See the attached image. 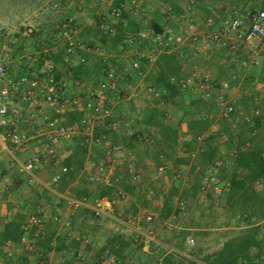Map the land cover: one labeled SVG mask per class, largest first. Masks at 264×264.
Instances as JSON below:
<instances>
[{
  "label": "crops",
  "instance_id": "0c3cea01",
  "mask_svg": "<svg viewBox=\"0 0 264 264\" xmlns=\"http://www.w3.org/2000/svg\"><path fill=\"white\" fill-rule=\"evenodd\" d=\"M30 1H32V3H34V1H42V5L34 6L33 10L30 12L33 17H37L46 9H49V7L51 8L52 3L56 2L58 4H63V1L66 0ZM115 1L116 0H72L71 2L73 4H80L81 10L79 12L75 11L73 4H69L62 9L65 16L74 15L77 17V20L86 25V29L92 34L95 32L92 19V11L95 8L92 7L102 2L100 9L107 10V8L112 7ZM122 2H126L125 4L132 9L140 8L141 10L142 8V13L139 12L137 15L133 14L134 16L131 17L133 18L134 29L131 31L125 30L123 36L141 27L150 28L151 23H154L158 28H165L167 26L163 19L165 13L168 10L175 13L179 12V6L181 4V0H122ZM226 2L227 0H196L195 14L197 23H201L206 19H211L217 24L221 18L228 15L237 7L234 5L237 1L230 7L227 5L229 3L226 4ZM248 7L261 8L264 7V2L261 0H252L243 8ZM218 8L221 10L219 13L215 12ZM237 8L242 7L239 6ZM30 14L27 15L29 16ZM53 18L58 21L61 20L62 17L53 14ZM214 26L211 29L212 31L215 30ZM204 29L208 30V27H205V25H198L199 31ZM28 31L30 32V30ZM44 31L38 34L39 38H43L46 43L51 44V35H48V33L44 34ZM113 44L114 43H109V41L99 40L95 46H91L90 48L91 50L96 48V51L90 52L88 50L86 52L82 50L77 53V56L83 58L85 62L81 65V68L83 69V67H85V69H87L85 74L79 76L80 79L89 81L100 78L101 63L98 68H96V65L92 67L88 64L90 63L89 56L96 58V60H98L97 62H99V59L102 61L103 57L99 56L100 53H111ZM48 49H51L49 52L53 54L57 53L56 49H52L51 47ZM250 49L252 52H258L259 58L263 55L264 47L261 48L257 46L255 48L251 47ZM58 50H61V48H58ZM97 50H101L99 51L100 53ZM89 52L96 55H89ZM186 53L184 48H179L175 53V61H177V63H195L194 67H180L179 73L174 77L192 75L194 78H205L213 84L211 87L213 96L219 93L218 85L220 83L226 79L230 80L234 90L228 93V96L226 95L224 97L235 106V116H231L229 119H222L218 115L217 108L212 105L213 103L197 100L195 93L191 90L181 91L176 87L178 93L167 101L163 99L164 106H162L161 109L156 107L154 101L150 102L145 98L143 89L146 85H151V78L156 76V70L158 69L157 59L153 66L149 69L142 70L141 76L131 82V85L138 84L140 86L138 98L130 100L126 104H115V106L112 107H116L113 112L111 109V117L114 119L121 117L122 120L128 118L133 110H137L141 119L132 125V130L138 135H141L142 138L140 140L136 139L131 141L129 137L123 135V131L121 132L120 129L119 132L109 131L107 133L111 142L119 144L123 149V153L109 154L108 147L105 145L91 147L86 150L85 159L82 163L83 166L86 161L96 163L98 160L103 159L113 167L115 175L120 176L122 189L127 193L128 198L124 203L114 207L112 215L120 214L121 220L116 221V223L113 222L110 217L94 218L86 209L81 208L68 215L71 224H73L69 232L62 229L60 225L51 223L50 219L51 216L57 214L63 216L64 206L62 197L64 196L84 197L92 202L96 194L85 182V184H83V176L78 174L72 178L71 176L66 177L60 175L58 167L55 166L44 168L37 167L34 170V174L37 179L43 183L46 180L47 183L52 176L59 174L60 179L62 178L60 183L61 186H59L60 190H56L57 186L42 188L40 186L35 187L34 185H29L27 187L25 183L21 184L20 182V180L26 182L24 177L18 176L13 167L6 164L7 161H1L8 156L5 150L0 147V167L5 171V173L0 174V181H2L0 183V232L4 224L13 222L16 218L20 219V225L26 221L27 216L31 213L38 212L41 218V224L37 227L40 234L36 241H34L33 251H27L19 242H4L0 244V247H3L11 257L0 255V264H15V260L17 259L21 260L22 264H38L39 262H43L44 264H70L71 258L68 257H73L77 252L84 253L87 261L90 259L94 261V256L98 255V253H109L108 249L111 246L110 241L112 237L115 236H119L120 241L127 244L123 250V254H129L128 259H131V257L134 259L138 258L142 264H160L164 257L170 255L174 264L178 262L186 264V259H190L191 257L189 255H181L182 257H179L180 255L177 256V254L168 250L167 247L169 246L162 240L166 235V231L162 229V226L176 225L173 224V221L177 218H182L185 221L177 225H186L188 228L190 226V229H188L189 233L186 235L187 238L195 236L194 232L196 229L193 227L194 225H203L202 229L206 235H209L211 231L214 230L210 225H217V221L215 223H211V221L218 220V215H223L221 206L227 211L229 210L228 207H231L230 204L226 202L225 189L220 195L209 193L210 196L204 199L201 198V196H203L201 194H193L191 199H187V201L189 200L192 203L196 202L199 206L203 205L206 208L203 211L204 215L212 217L207 220L204 218L202 221H199L197 218L200 212L196 211L197 208L195 210L191 207L185 209L186 204L190 205V203H187L185 200L186 196L181 193L184 187L187 188L186 183L188 178L191 177L190 175H193L197 170H204L205 175H209L213 172L217 174L220 169L213 171L210 165H212L216 159L222 158L224 160V168L222 170L226 176L223 181L227 182L229 178H239L242 175V172L238 170L233 160L234 154L237 151L256 146L264 155V95L254 90V85L257 81L264 82V68L259 67L254 69V71L242 69L234 64L233 58H244L246 56L245 53L240 51L234 53L223 51L221 49H215L210 45H206L203 52L189 62L186 60ZM86 60H88V62ZM245 80H250L251 83L247 91H242L240 86L244 84ZM163 91L165 94V90ZM240 92H242L243 95L241 98H238V93ZM150 107H154V109L157 108L156 110L159 112H157L158 115H156L155 118H160L162 125L174 133L170 145H167L166 142L161 139L160 128L156 127L151 129L146 124V121L142 120V117L143 119L148 117L146 111ZM254 108L258 109L259 116L251 124H244L242 118L249 113L250 109ZM70 120L71 118H68L64 121L69 122ZM122 120L120 122H122ZM236 124L241 127L242 125L245 126L243 129L246 131L243 133L241 129L237 128ZM192 126H195L194 130H192ZM149 128L151 129L150 131H148ZM150 136L155 139L153 143L147 141ZM78 141L79 138H75L72 142L64 144L62 151L58 150V152L61 153L62 166L63 161L70 156L73 147L77 146L79 143ZM211 149L215 150L214 157L211 161H206L203 157L205 153ZM17 157L21 160L26 159L27 152H22L18 154ZM128 164L131 165L133 170L141 169L144 171L142 179L137 185H133L129 182ZM160 165L164 166L162 174L156 171V168ZM178 169L180 171L181 169L185 170V175L181 178V181L179 179L176 180V178H180L177 174ZM175 184H180V187L178 186V193H175V190L173 193L171 192V188L174 187ZM252 185L258 199L262 200L264 203V177L254 181ZM148 189H151L153 193L150 197L145 195V191ZM219 196L225 198L224 203L220 205V207L216 205V208L212 207L208 209L207 207L211 204L209 205L210 200L206 199L210 197L217 198ZM179 198L184 200V206L182 208H179L177 205V200ZM165 203L167 204L169 215L162 218L161 215L164 213L163 209ZM236 211L238 210L236 209ZM249 211L251 212L252 210ZM146 215L151 216L150 222H144V217ZM123 218L126 219L124 220ZM123 221H128L130 225H122L121 222ZM220 225L221 226L218 228V242H222L214 250L220 248L223 243L232 239L235 236L234 234H237V231H240L241 228L249 229L256 225L260 229L257 239H259L264 246V218L259 221L257 220L256 223H246L244 226L240 225L239 227H227L221 223ZM34 230L35 228L30 229L28 238H32ZM204 240L206 246L214 245L212 241L214 240L213 237L205 238ZM45 243L46 246L49 247V250H46ZM139 245L142 246V253L140 254L137 252V247ZM63 251L67 252L66 257L62 256ZM210 252L211 251L206 253L201 252V256ZM262 252L263 253H260L258 256V259L254 260V264H264V249Z\"/></svg>",
  "mask_w": 264,
  "mask_h": 264
},
{
  "label": "built area",
  "instance_id": "2783aa9c",
  "mask_svg": "<svg viewBox=\"0 0 264 264\" xmlns=\"http://www.w3.org/2000/svg\"><path fill=\"white\" fill-rule=\"evenodd\" d=\"M71 1H63L62 6L56 2L51 4L54 13L62 17L53 25L50 46L56 49L55 54H60L59 63L48 57L51 49H43L34 53L31 58L32 62L38 64V68L19 74L20 63L18 66H12L9 59L10 52L16 47V37L0 27V147L5 150L7 160L15 173L24 177L28 185L42 188L57 185L60 175L67 172V168L61 165V153L58 150L62 151L64 143H70L75 138H79L78 145L87 150L105 145L109 154H122V147L112 143L107 132H119L120 129L123 135L130 137L134 133L132 125L141 118L137 110H133L122 122H114L110 118L111 109L116 104L114 101L118 98L125 102L137 99L140 86L131 85V82L141 76L142 70L153 66L162 54L176 58V51L184 48L187 52L186 60L189 62L203 52L206 45H210L223 51L245 53L244 58H233L234 64L242 69L254 71L259 67L264 68V51L259 58L258 52H252L250 49L264 47V7H236L217 24L211 19H206L204 25L208 30L199 31L195 14L196 0H181L179 12L168 10L165 13L163 19L167 26L161 33H155L149 27H141L134 32L126 33L115 44L113 52L103 54L99 79L89 81L75 79L72 70L84 63L83 58L77 56V53L88 50L89 46H95L101 34L106 38L107 35L113 36L114 30L105 31V22L100 18L93 25L95 32L91 34L77 17L65 16L63 13L62 8L73 4ZM125 3L121 2L117 7L109 9L107 17L113 20V23L119 22L125 26L126 21L122 14H136L137 9H132ZM73 7L77 12L81 10L80 4L74 3ZM213 26L214 31L211 30ZM178 64L181 68H186L194 67L195 63ZM170 83L181 91L191 90L197 100L213 103L220 118L229 119L235 116V106L224 97L234 90L230 80L226 79L218 85L219 93L215 96L211 90L212 82L205 78L179 76L172 77ZM254 90L264 95V82L257 81ZM143 93L145 98L150 102L154 101L159 109L164 106L162 89L146 85ZM72 115L78 116L76 121H64ZM258 116L257 108L250 109L242 118V122L251 124ZM136 138L140 140L142 137L137 134ZM147 141L152 143L151 136ZM22 152H27L26 159L21 160L17 157ZM41 166L58 167L60 175L52 176L47 183L40 182L34 170ZM222 166L224 160L218 158L214 161L212 169L216 171ZM127 170L129 182L137 185L144 171L133 170L129 164ZM156 171L162 174L164 166H158ZM78 174L83 176L85 183L95 194L105 188H111L110 196L95 195L92 202L84 197L64 196L62 197L64 214L51 216V223L60 225L69 232L71 221L68 215L81 208L86 209L94 218L110 217L119 221L120 214L113 216V209L124 203L128 195L122 189L121 178L115 175L113 167L103 159L96 163L86 161ZM227 186L228 184L221 182L213 172L204 176L199 193L220 195ZM152 194L151 189L145 191L147 197ZM177 205L182 208L184 200L179 198ZM150 221L151 216L146 215L144 222ZM40 224L41 218L38 212H34L28 215L20 226L22 235L19 243L29 252L33 251L34 241L39 237L40 231L37 227ZM121 224L130 225L128 221ZM31 228L35 230L30 239L28 232ZM193 243L192 238H187L186 245L192 246ZM167 248L170 252L182 255L173 248ZM0 255L11 257L3 247H0ZM75 258L87 261L82 252H77ZM91 263L114 264L115 260L112 256L106 255ZM15 264H22V261L17 259Z\"/></svg>",
  "mask_w": 264,
  "mask_h": 264
},
{
  "label": "trees",
  "instance_id": "16d2710c",
  "mask_svg": "<svg viewBox=\"0 0 264 264\" xmlns=\"http://www.w3.org/2000/svg\"><path fill=\"white\" fill-rule=\"evenodd\" d=\"M250 1L252 0H242V3L239 6L243 8L247 6ZM261 1L264 2V0H261ZM121 2L122 0H116L112 6L117 7ZM150 29L155 33H161L163 30L162 28H158L154 23L150 24ZM27 35L29 37L33 36V32L32 31L29 32L27 30ZM100 40L102 39L100 38ZM48 45L51 46V44H48ZM47 55L55 63L60 61L59 53L53 54L51 52H48ZM30 64L31 63H22L19 67V74H24L27 71H32L38 68L37 63L36 64L32 63L31 66H29ZM179 68L180 66L177 63V61H175L173 56L162 54L158 57V69L156 70V76L153 78L151 85L154 88L165 90L166 95L164 94L162 97V99H164L165 101L173 98L178 93L175 86L170 84L169 81L172 77L176 76L179 73ZM80 69H81V65L76 67L74 70H72L73 78L80 79L79 76L77 75ZM154 116L155 115H148V117L145 119H143L142 117V120H145L146 124L151 129L156 128V127L160 128L161 139L165 141L167 145H170V143H172V137L174 133L170 131V129L162 125L160 118L156 119L155 118L156 116L155 117ZM77 118H78L77 115H72L70 121H76ZM194 127L192 126V130H194ZM150 128L148 131L151 130ZM136 135L137 133L134 132L133 135L129 137L131 141H134L137 139ZM151 139L153 143L155 139H153L152 137ZM86 150L87 149L85 147L79 146L78 144L77 146L73 147V150H71L70 152V156H68V158H66L63 161V166L67 168V172L64 176L66 177L71 176L72 178H74L76 175H78L79 170L82 167V163L84 162V159H85V155L87 152ZM214 154H215V150L211 149L205 153L203 158L206 161H211L214 157ZM7 158L8 157H6L4 160H1V161H5V162L7 161L6 164L10 165ZM233 160L238 170L242 172V175L239 178H234V179L229 178L227 180L226 183L228 184V186L225 188L226 202L230 204L232 209H237L242 214H245V217H246L245 219L247 223H250L249 221H251V219H254V218L259 219V220L263 219L264 218V203L262 200L258 199L256 192L252 185L254 181L264 177V155L263 153L255 146V147H251L245 150L237 151L234 155ZM212 165H210L211 169H212ZM223 168L224 166H222L220 170ZM200 176H201L200 179L203 180L205 176L204 170L200 171ZM216 177L220 181H223V179L219 177L218 172H217ZM61 179H59L56 186L60 185ZM20 182L21 184L25 183L27 187L29 186L23 180H20ZM194 188H195L194 192L197 191L198 193L199 188H200L199 183H197L194 186ZM58 190H60V187H58ZM110 193H111V188H105L99 191L96 195L99 197H108L110 196ZM207 196H210V194H208ZM163 210H164L163 211L164 213L161 215V217L165 218L169 215V211H168L166 203H165V207ZM249 210H252V211L250 212ZM20 226H21L20 219L18 218H16L13 222L4 224V227L2 231L0 232V244L4 242H12V243L19 242L20 237L22 235ZM259 230L260 229L257 225L253 226L249 228L247 231H245L244 233L235 235L232 239L223 243L220 248L208 254H205L203 256H201L199 247L197 249L191 250L187 253V255H189L191 258L186 259V264H254L253 263L254 260L258 259V256L260 255V253H263L262 251L264 249L262 242L259 239H257ZM179 235L184 236V234L182 233ZM181 238L183 237L181 236ZM168 241L169 242L166 243V245H168L170 248H173L179 252L183 250V249H179L180 248L179 246L177 248L174 247L172 245V242L170 240ZM110 244L111 246L108 249L109 253L107 252V254H110V256L114 258L117 264L125 263V260H124L125 254H123V250L127 246V244L120 241L119 236L112 237ZM45 246H46V243H45ZM141 248L142 246L140 245L137 247V252L139 254L142 253ZM46 250H49V247L46 246ZM174 254H177V253H174ZM177 256L182 257L181 254H177ZM119 260L121 261V263ZM75 261H77L76 264H86V261H79L77 259ZM160 264H174V263H173L172 257L170 255H167L166 257L163 258ZM176 264H184V263L178 262Z\"/></svg>",
  "mask_w": 264,
  "mask_h": 264
},
{
  "label": "rangeland",
  "instance_id": "374dc122",
  "mask_svg": "<svg viewBox=\"0 0 264 264\" xmlns=\"http://www.w3.org/2000/svg\"><path fill=\"white\" fill-rule=\"evenodd\" d=\"M235 1H237V3H235L234 5H236L237 7H239V5L242 3V0H227L226 4L229 3L227 5L230 7V6H232V4ZM37 2L38 1H34V3H32V1H30V0H0V27L6 29L7 31H9L10 33H12L16 37V47L14 49H12V51L10 52V57H9L10 63H11L12 66H18L19 65L18 63H20V65L22 63H34V62L31 61V58H32L33 54L36 53L39 50L48 49L50 47V45H48L43 38H39L38 34L42 33L41 31H44V30H46V31L43 32L44 34L48 33V35H49L51 33L54 23H57V20H54V18H53V14H55V13L52 11L53 10L52 7L51 8L49 7V9H46L41 15H38L37 17L36 16L33 17V15H31L30 12L33 10L34 6L42 5V1L41 2L39 1L38 3ZM101 3L100 4H96V5H94L92 7V8H95L92 11L93 12V14H92L93 24L97 23V21L100 18H103V20L105 22V26H106L105 27V31L107 29L108 30L109 29L114 30V35L113 36L107 35L108 38H106L103 34H101V36H100L102 40L109 41V43H114L112 45L113 46L112 47L113 48L112 52H113L115 50V44L122 39L124 31L125 30H127V31L133 30V20H132L133 18H131V17L134 16V15L131 14V16H130V14H128V13L122 14L123 19L126 21V25L125 26L121 25L119 22L118 23H116V22L113 23V20H111V19H109L107 17V13H108L109 9L113 8V6L110 7V8H107V10H102V9H100ZM61 6H62V4H61ZM219 9L220 8L216 9L215 12H217V13L221 12V10H219ZM141 10H142V8H141ZM141 10H140V8H137L136 15L139 12L142 13ZM27 14H30V15L28 16ZM204 22H205V20L203 22H201V23L198 22V25L202 26V25H204ZM27 30L32 31L33 32V36L29 37L27 35ZM99 40H100V38L98 39V41ZM90 48H91V46L88 47V50L90 52L91 51H96V48H93V50H91ZM88 50H85V51L87 52ZM97 51L99 52L101 50H97ZM107 53L105 52L104 54H107ZM89 55H94V53H90ZM99 56L103 57V54L101 53V55H99ZM89 58H90L89 59L90 63H88V64L91 65L92 67L94 65H96V68H98L100 63H102V61L99 58H98L99 62H97L98 60H96V58H92V56H89ZM86 61L88 62V60H86ZM86 72H87V69H85V67H83V69L81 68L79 70L77 75L78 76H82ZM152 81H153V78H151L150 82H152ZM250 83H251L250 80H245L244 84H242V86H240V89H242V91H247V88L249 87ZM123 86L124 85H122V87ZM238 95H239L238 98H241L243 93L240 92V93H238ZM116 101H114L116 103V105H119L121 103H125V104L127 103L125 101L120 100V98H118ZM148 106H151V105H148ZM115 108L116 107L112 108V112L115 111ZM156 109L157 108L154 109V107L153 108L150 107L146 111V115L147 114L148 115H155V116L158 115L157 112H159V111L156 110ZM122 111H124V110H122ZM110 118H111V120L114 119L112 117H110ZM115 119L118 122H120L122 120L121 117L120 118H115ZM115 119H114V121L117 122ZM243 127H245V126L242 125V127H241V126L237 125V128L241 129V131L244 133V131H246V130H244ZM205 139H207V138H205ZM64 144H68V143H64ZM0 155H1V151H0ZM44 167H51V166H41L40 168H44ZM1 169L2 168L0 167V174L1 173L2 174L5 173V171L1 170ZM200 171L201 170H197L196 172L193 173V175H190L191 177L188 178V181L186 183L187 184V188L184 187L183 188V192H181L182 195L186 196V197L184 196L186 198L185 199L186 201H187V199H191V196L193 194L197 193V191L194 192L195 191L194 186L197 183H199V187L203 184V180L200 179V177H201L200 176ZM184 173H185V170L181 169V171H180L178 169L177 170V174H178V176L180 178H176V180L179 179L181 181V178L185 175ZM218 173H219V177L221 179L225 180L226 176H225V173L223 172V170L221 169ZM215 175H217V174L215 173ZM46 181H44V183H46ZM196 181H197V183H196ZM84 182L85 181H83V184H85ZM221 182H224V181H221ZM194 183H196V184H194ZM224 183H226V182H224ZM176 185L177 184H175V186L171 188V192L172 193L174 192V190H175V193H178L180 184H178L177 186ZM54 186L56 187V185H54ZM59 186L60 185H58L56 187V190H58ZM197 194L203 195V196H201L202 199L208 198V196H207L208 194H202V193H199V192ZM224 199H225L224 197H220V196L217 197V198L216 197H214V198L210 197L209 199H206V200H210L209 201V205L211 204L207 208L208 209H211L212 207L216 208V205H217V207H220V205H222L224 203ZM188 202L190 203V205L186 204L185 209H189L191 207L192 209L195 210L197 208L196 211L200 212L199 216L197 218L199 221H202L204 218L206 220L208 218H212V217H208L207 215L206 216L204 215L203 211L206 208L203 205L199 206V205L196 204V202L192 203L189 200L187 201V203ZM210 202H212V203H210ZM221 208H222V214L223 215H218V220L211 221V223L212 222L215 223L217 221V225H210L214 229V230L211 231V234H209V235L205 234L204 230L202 229L203 225H194V226L192 225L196 229V231L194 232L195 236H192L193 241H194L192 246L186 245V240H187L186 235L189 233L188 229H190V226L188 228L186 225H177V224H180L182 221H185L182 218H177L176 220L173 221V224H176V225H163L162 226L163 227L162 229H164V231H166V235L162 239L163 242L166 244V243L169 242L168 240H170L174 247L177 248L179 246L180 247L179 249H183L181 251V253L183 255H185V256L187 255V253L189 251L197 249L198 247L200 248V252H202V253H204V252L206 253L208 251H211V252L214 251V249L216 247H218V245L222 242V241L218 242V238H219L218 237L219 236L218 228L221 226L220 223L222 225H226L227 227H236V226L239 227L240 225L244 226V224L247 223L246 219H245L246 218L245 214H242L239 210L236 211V209H232L231 207H228L229 210L227 211L226 209L224 210V207L221 206ZM223 211H225V212H223ZM118 218H119L118 220H121L120 216ZM123 219L125 220L126 218H123ZM111 220L113 222H116L113 219H111ZM257 220L259 221V219L254 218L253 220H251L249 222H250V224H253V223H256ZM71 225H73V224H71ZM172 226H175V227H172ZM204 226H207V225H204ZM247 230H248V228L247 229L246 228L245 229L241 228L240 231H237L238 232L237 234L238 235L242 234V233H244ZM181 233L184 234L185 237L183 235H181L183 237V238H181V236L179 235ZM237 234H234V235H237ZM210 237L214 238V240H212L214 242V245L212 244L210 246H206L205 243H204L205 242L204 239L205 238H210ZM106 255L110 256V254H107V253H105V254L104 253L103 254L98 253V255L94 256V260L99 259L100 257L106 256ZM128 255L129 254H125V256H124L125 259L124 260L126 262L123 263V264H142V262H140V260L138 258L134 259L133 257H131V259H128ZM62 256L66 257L67 256V252L63 251L62 252ZM68 258H71V261L69 262L70 264H72V263L76 264L77 261H75L76 259H74L75 255H73V257L70 256ZM120 263H121V261H120ZM86 264H92L91 263V259L89 261H86ZM114 264H117V263L115 262Z\"/></svg>",
  "mask_w": 264,
  "mask_h": 264
}]
</instances>
